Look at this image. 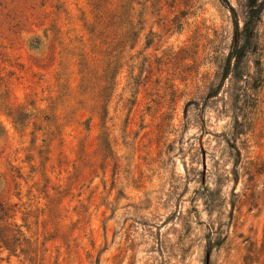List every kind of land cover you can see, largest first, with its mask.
Instances as JSON below:
<instances>
[{"label":"rangeland","instance_id":"obj_1","mask_svg":"<svg viewBox=\"0 0 264 264\" xmlns=\"http://www.w3.org/2000/svg\"><path fill=\"white\" fill-rule=\"evenodd\" d=\"M96 1L0 0V264H264V0Z\"/></svg>","mask_w":264,"mask_h":264},{"label":"trees","instance_id":"obj_2","mask_svg":"<svg viewBox=\"0 0 264 264\" xmlns=\"http://www.w3.org/2000/svg\"><path fill=\"white\" fill-rule=\"evenodd\" d=\"M222 4L228 6L227 0H219ZM96 5H93V10H95L94 16V25L96 28L103 27L105 23H108L107 29H114L117 27L116 30L120 32L119 34V46H126V14H119V13H111V4L107 2V0H97ZM247 8L249 9L248 17L249 21L244 24L242 31H238L237 37V44L236 48L232 49V51L228 55V60L234 61L235 66L238 65L240 60H242L246 55L245 43L248 41L247 35L249 32V24L253 22V20L259 14L258 0H250ZM245 35L246 38H242V35ZM109 75L113 73L112 66H109ZM115 74L111 77V81L114 80ZM112 84V82H111ZM114 85V83H113Z\"/></svg>","mask_w":264,"mask_h":264}]
</instances>
